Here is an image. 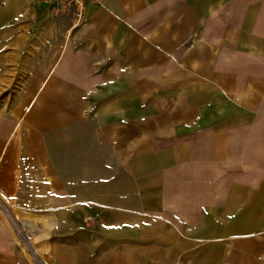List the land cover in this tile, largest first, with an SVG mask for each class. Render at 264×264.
<instances>
[{
	"label": "crops",
	"instance_id": "crops-1",
	"mask_svg": "<svg viewBox=\"0 0 264 264\" xmlns=\"http://www.w3.org/2000/svg\"><path fill=\"white\" fill-rule=\"evenodd\" d=\"M64 3L0 1V202L31 247L264 264V0Z\"/></svg>",
	"mask_w": 264,
	"mask_h": 264
},
{
	"label": "rangeland",
	"instance_id": "rangeland-1",
	"mask_svg": "<svg viewBox=\"0 0 264 264\" xmlns=\"http://www.w3.org/2000/svg\"><path fill=\"white\" fill-rule=\"evenodd\" d=\"M64 7L61 6L58 11L67 8ZM0 193L2 194L1 191ZM18 212L14 208L10 210L0 202V264H38L43 261L40 256L43 249L31 247V244L37 247L38 235L33 231L30 223L27 226L30 233L25 232L27 219H20ZM44 242L46 243L47 240ZM39 243L43 244L42 240ZM42 257H44L43 253ZM43 263L46 264L44 261Z\"/></svg>",
	"mask_w": 264,
	"mask_h": 264
},
{
	"label": "built area",
	"instance_id": "built-area-1",
	"mask_svg": "<svg viewBox=\"0 0 264 264\" xmlns=\"http://www.w3.org/2000/svg\"><path fill=\"white\" fill-rule=\"evenodd\" d=\"M92 0H66L64 8L72 6L75 9V14L78 18L81 17L84 7L87 2Z\"/></svg>",
	"mask_w": 264,
	"mask_h": 264
}]
</instances>
